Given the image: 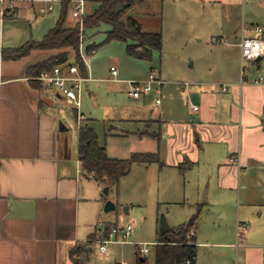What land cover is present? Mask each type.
Wrapping results in <instances>:
<instances>
[{
  "label": "crops",
  "instance_id": "crops-1",
  "mask_svg": "<svg viewBox=\"0 0 264 264\" xmlns=\"http://www.w3.org/2000/svg\"><path fill=\"white\" fill-rule=\"evenodd\" d=\"M17 11L15 6L11 16L0 18V27ZM257 25L238 38L239 56L241 38L253 35ZM10 35L15 36V31ZM3 39L0 49L39 40L27 34L22 44L10 40L4 46ZM55 52L33 50L16 60L0 57V264H73L69 257L72 248L81 246L83 257L93 241L99 242L100 232L90 239L95 233L80 229L81 221L88 223V182L102 185L85 175L77 145L80 121L85 119L94 128L99 116L93 110H100L96 105L93 110L80 108L82 91L91 93L98 86L90 83L101 78H93L90 69L87 71L80 104L75 107L58 90L46 88L36 78L40 74L27 73ZM261 67L264 69V62ZM259 71L251 63L243 77L241 68L233 67L218 77L180 82L179 87L164 93L165 80L158 69L160 95L153 88L133 98L129 89L134 101L103 107L104 113L107 108H125L128 114H101L103 125L110 123V132L104 133L102 141L99 138L108 156L157 153L162 164L133 165L149 169L156 164L161 174L166 168H176L184 179L187 175V182L202 197L200 203L195 202L196 208L206 207L214 228V235L204 244L222 248L233 264H264V75L261 83H254ZM150 93L155 96L153 102ZM158 95L161 102L156 106ZM64 105L71 107L75 117L76 151L67 122L60 116ZM121 122L131 128L117 133L115 124ZM114 137L132 143L125 150L127 157L110 154L108 143ZM142 143H149L150 150L138 148ZM181 189L186 193L185 183ZM194 234L197 245L195 229Z\"/></svg>",
  "mask_w": 264,
  "mask_h": 264
},
{
  "label": "rangeland",
  "instance_id": "rangeland-1",
  "mask_svg": "<svg viewBox=\"0 0 264 264\" xmlns=\"http://www.w3.org/2000/svg\"><path fill=\"white\" fill-rule=\"evenodd\" d=\"M12 1L18 11L14 17L5 19L0 27V38H4L1 40L4 46L8 45L10 40L15 41L14 44H22L27 34H30L32 39H40L44 32L56 25L61 10L59 0L52 2L53 9L46 14L38 13L39 7L45 4L40 0ZM73 1L75 0H70L65 19L67 27L72 26L77 20L72 16L75 5ZM132 1L134 4L128 14L140 22L144 31L161 32L163 35L162 48L153 51L150 61L128 56L125 50L126 43L123 41L112 40L103 43L105 32L109 30V26L105 24L86 29L80 47V56L84 57L86 71L89 72L90 69L93 78H101L98 82L90 83L97 85L98 88L90 89L91 93L83 89L82 95L80 93V108L86 106L93 110L95 105L100 106V110H93V114L99 116L93 126L101 141L104 133L111 130L110 123L103 125L101 114L102 116L128 114L125 108H107V112L104 113V105L121 107L126 106L127 102L134 101L128 94L130 85L126 80H144L151 68H155L157 72L159 69L165 80L166 93L179 87L180 82L200 77H218L233 67L239 71L242 65L249 66L251 63L242 62L235 45L238 38L242 34H248L252 25L259 24L257 26L264 27V0ZM95 4L94 0L85 1V16L94 9ZM2 6L0 2V9ZM14 31L16 35H10ZM90 44L100 45L92 54H87L86 48ZM74 58L75 55L70 51L69 60L72 61ZM111 66L118 71L116 77L110 72ZM259 72L264 75L263 67ZM154 97L152 93L148 95L151 102ZM60 107L61 119H64L69 127V140L75 145L77 125L73 111L68 105ZM115 127L117 133L131 128L123 122L116 123ZM154 128L151 127V130ZM108 145L110 154L124 157L129 154L125 150L132 147V143L124 142L121 137L109 139ZM138 145L142 150H150L149 143ZM157 169L156 164L149 169L133 165L130 172L120 179L117 189L111 187L107 193L104 191L106 187L99 186L93 181L88 182L86 195L88 223L81 221L80 229L96 234L101 231V225L108 226L109 231L111 228L123 231L130 226L131 231L127 237L123 238L119 233L117 239L112 238L108 241L106 243L108 253L104 255L99 251L102 240L99 233V242L93 241L90 250L84 252L82 258L84 264H138L137 259L141 256L147 258V263H152L153 243L156 240V232L161 229V217H164L168 226L173 228L188 221L195 213L197 209L195 202L200 203L202 197L199 191L192 189L190 182H187V175L184 179L176 168H166L162 174ZM183 183L187 186L186 193L181 189ZM108 201L113 203L114 208L105 210ZM211 221L206 214V207H200L195 228L198 237L197 264H233L231 259L226 258L227 255L223 253L225 251L222 248L204 244L206 242L204 240L214 235ZM145 246L149 248V252L145 255L139 253L138 256L140 248Z\"/></svg>",
  "mask_w": 264,
  "mask_h": 264
},
{
  "label": "trees",
  "instance_id": "trees-1",
  "mask_svg": "<svg viewBox=\"0 0 264 264\" xmlns=\"http://www.w3.org/2000/svg\"><path fill=\"white\" fill-rule=\"evenodd\" d=\"M61 10L54 27L39 40H28L17 48L0 49V57L7 60H16L29 55L33 50L59 51L55 55L44 59L27 70L32 76H38L50 71L55 66L66 69L76 65L82 76H87L86 67L80 56V46L83 42L85 30L95 28L101 24L109 26L105 32L103 43L112 40L126 43V54L130 57L150 61L154 50H161L163 35L161 32H147L142 29L140 22L129 15L128 12L134 4L132 0H94V9L80 21L70 26H65L70 0H59ZM100 44H90L86 48L87 54H92ZM70 51L75 58L70 61ZM263 59L253 61L258 69L261 68ZM77 157L86 176L92 177L102 186L110 189L119 184V180L127 175L133 164H162L157 153L140 152L133 153L127 158H113L108 156L104 143H101L94 128L87 120H82L78 127ZM185 164H183L184 166ZM182 166V165H181ZM200 207L188 221L170 228L167 232L159 230L153 244V261L147 263V258H138V264H195L196 241L194 229L199 217ZM113 228H111L112 230ZM108 226H103L100 238H105L111 232ZM109 231V232H108ZM97 234H91L90 239ZM81 246H75L69 252L73 264H84L81 256ZM139 256V252L137 253Z\"/></svg>",
  "mask_w": 264,
  "mask_h": 264
},
{
  "label": "built area",
  "instance_id": "built-area-1",
  "mask_svg": "<svg viewBox=\"0 0 264 264\" xmlns=\"http://www.w3.org/2000/svg\"><path fill=\"white\" fill-rule=\"evenodd\" d=\"M45 3L38 9L39 14H45L53 9L52 2L56 0H40ZM86 0H75L74 9L72 11V16L80 21V27L82 28V19L84 15V4ZM2 3V7L0 9V18H4L6 16H11L15 12V3L12 0H0ZM5 4V6H4ZM254 34L250 36H243L239 42L240 47V56L242 62H250L256 61L258 57L264 56V27L255 26L253 28ZM81 47V46H80ZM83 61L84 57L82 56ZM249 71V66L242 65L241 66V74L244 77L246 73ZM111 74L116 77L118 75V71L114 66L110 67ZM38 80L42 81L46 88L48 89H56L61 93L67 100L72 102L75 107H78L80 104L79 94L81 91V84L85 80V77L82 76L79 72V69L76 65L68 66L66 69H62L60 66L53 67L48 72L41 73L38 77ZM263 77L262 75H258L254 80V83H261ZM126 82L130 85L129 94L133 98H138L142 94L150 92L155 89L157 94L160 93V86L162 85V80L158 76V72L155 68H151L148 75L144 80H126ZM160 95V94H159ZM159 95L155 99V105L159 106L161 99ZM193 110H197L196 106L192 107ZM80 118V117H78ZM231 161H234L231 158ZM131 231V227L127 226V228L123 231H119L118 228H113L109 235L103 238L100 242L99 251L100 254L104 255L108 253L106 243L110 241L112 238L117 239L118 234L121 233V236L127 237ZM148 247H141L139 250L140 254L148 253ZM143 258L142 256L140 257Z\"/></svg>",
  "mask_w": 264,
  "mask_h": 264
},
{
  "label": "water",
  "instance_id": "water-1",
  "mask_svg": "<svg viewBox=\"0 0 264 264\" xmlns=\"http://www.w3.org/2000/svg\"><path fill=\"white\" fill-rule=\"evenodd\" d=\"M262 59H263V57H258L256 59V61H260ZM104 191L107 193L108 192V188L106 187L104 189ZM113 208H114L113 203H111L110 201L106 202L105 210H110V209H113ZM160 227H161V231L162 232H167L170 229V227L168 226L167 221L165 220L164 217H161V219H160Z\"/></svg>",
  "mask_w": 264,
  "mask_h": 264
}]
</instances>
